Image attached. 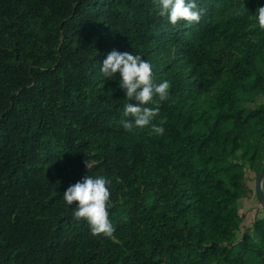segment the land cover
<instances>
[{
	"label": "trees",
	"instance_id": "1",
	"mask_svg": "<svg viewBox=\"0 0 264 264\" xmlns=\"http://www.w3.org/2000/svg\"><path fill=\"white\" fill-rule=\"evenodd\" d=\"M197 3L173 27L153 0H0V264H264V211L239 207L264 162V0ZM112 50L171 83L163 136L123 128ZM87 174L113 181L116 242L63 200Z\"/></svg>",
	"mask_w": 264,
	"mask_h": 264
},
{
	"label": "clouds",
	"instance_id": "2",
	"mask_svg": "<svg viewBox=\"0 0 264 264\" xmlns=\"http://www.w3.org/2000/svg\"><path fill=\"white\" fill-rule=\"evenodd\" d=\"M153 5L156 15L165 18L173 27L182 21L199 24L206 14V9L197 0H153ZM254 19L264 30V6L257 8ZM102 64L101 72L106 80H113L119 74V88L126 94L127 102L122 113L125 119L121 120L123 128L133 132L150 126L153 134L163 136V125L167 120L162 119L158 124L152 122L159 115V102L169 99L171 83L167 80L157 82L153 65L140 54L112 50ZM85 165L88 170L93 167L87 159ZM112 184V179L104 175L87 174L66 189L63 200L73 206L72 216L75 220L87 222L91 235H102L116 242V227L110 218V209L116 203L112 199Z\"/></svg>",
	"mask_w": 264,
	"mask_h": 264
},
{
	"label": "rangeland",
	"instance_id": "3",
	"mask_svg": "<svg viewBox=\"0 0 264 264\" xmlns=\"http://www.w3.org/2000/svg\"><path fill=\"white\" fill-rule=\"evenodd\" d=\"M253 179H254V175H252L248 181L250 188L252 190L251 195L248 198L240 201V203H239V207L241 209V212L247 214L246 220H245L246 225L251 224V222L255 219V213H256L255 211L260 209L256 195H255V183H256V181L254 183H252Z\"/></svg>",
	"mask_w": 264,
	"mask_h": 264
},
{
	"label": "water",
	"instance_id": "4",
	"mask_svg": "<svg viewBox=\"0 0 264 264\" xmlns=\"http://www.w3.org/2000/svg\"><path fill=\"white\" fill-rule=\"evenodd\" d=\"M264 162L260 173L257 176L255 183V195L259 204V208L264 211ZM257 213V210L255 211ZM255 213V217H256Z\"/></svg>",
	"mask_w": 264,
	"mask_h": 264
}]
</instances>
